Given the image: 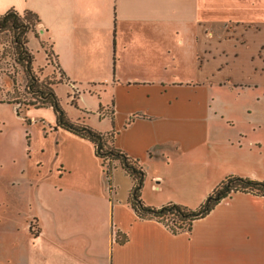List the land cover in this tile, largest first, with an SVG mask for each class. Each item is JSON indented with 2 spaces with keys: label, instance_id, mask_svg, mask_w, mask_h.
<instances>
[{
  "label": "crops",
  "instance_id": "obj_1",
  "mask_svg": "<svg viewBox=\"0 0 264 264\" xmlns=\"http://www.w3.org/2000/svg\"><path fill=\"white\" fill-rule=\"evenodd\" d=\"M10 10L38 15L29 45L50 50L64 84L79 97L78 83L92 86L99 111L87 116L143 166L147 206L195 210L229 176L264 181L237 156L220 105L229 93L264 96V0H0V15ZM53 116L61 151L95 165L89 177L67 163L60 189L46 191V264H264V198L234 194L175 234L139 218L130 177L117 166L110 185L94 146L55 131Z\"/></svg>",
  "mask_w": 264,
  "mask_h": 264
},
{
  "label": "rangeland",
  "instance_id": "obj_2",
  "mask_svg": "<svg viewBox=\"0 0 264 264\" xmlns=\"http://www.w3.org/2000/svg\"><path fill=\"white\" fill-rule=\"evenodd\" d=\"M0 43V101L22 103L18 117L15 105L0 102V264H27L33 256L35 264H46V191L60 189L59 178L68 171L67 163L75 173L82 168L90 177L94 175L95 162L84 157L80 162L75 161L67 148L61 151L62 139L51 135L49 130L53 129L54 120L51 108L25 106L31 99L24 91L25 78L10 58L8 37L0 35ZM30 49L34 68L42 69L43 77L51 82L63 83L55 93L68 117L73 121L85 117L90 127L106 128V123H97V116L83 114L99 111L97 97L88 92L92 86L78 83L79 97L71 85L64 84L65 80L54 68L46 66L45 52L36 41H31ZM220 105L226 115L223 122L226 135L238 147L237 156L250 161L264 178V96L251 90L229 93L221 98ZM128 183L127 179L122 180V193H126ZM39 229H45L44 239L33 251L30 242L38 236Z\"/></svg>",
  "mask_w": 264,
  "mask_h": 264
},
{
  "label": "trees",
  "instance_id": "obj_3",
  "mask_svg": "<svg viewBox=\"0 0 264 264\" xmlns=\"http://www.w3.org/2000/svg\"><path fill=\"white\" fill-rule=\"evenodd\" d=\"M40 24L41 20L38 15L30 11L18 13L15 10H10L0 15V35L8 37L12 50L10 58L22 71L26 81L24 91L31 98L25 106L35 109L51 108L56 117L55 131L64 130L80 139L89 141L94 146L95 156L100 160L110 185L113 171L119 166L133 182L129 203L139 218L157 220L175 234L190 232L195 222L207 217L218 205L234 194H253L264 198V181L229 176L195 210L173 203L160 208L147 206L142 200V191L147 178L146 171L138 160L131 158L115 146L117 133L115 131L98 132L85 122V117L76 121L71 120L55 93V89L63 83L61 81L51 82L48 78L43 77L44 71L42 69L38 71L34 68L35 59L30 49L29 40L31 36L39 38L37 28ZM0 45L2 44L0 43ZM45 53L46 66L54 68L60 78L65 80L64 74L58 70L53 54L51 52L49 54L47 50ZM0 102L15 105L17 115L20 116L22 105L20 101L1 100ZM102 110L103 108L100 106V111ZM84 113L90 115L89 112L84 111ZM112 115L113 112H111V117Z\"/></svg>",
  "mask_w": 264,
  "mask_h": 264
}]
</instances>
